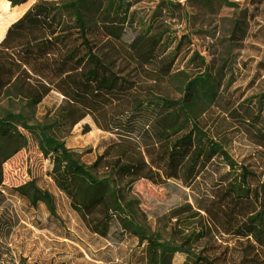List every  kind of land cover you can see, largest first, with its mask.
<instances>
[{"label":"trees","instance_id":"16d2710c","mask_svg":"<svg viewBox=\"0 0 264 264\" xmlns=\"http://www.w3.org/2000/svg\"><path fill=\"white\" fill-rule=\"evenodd\" d=\"M0 1L11 9L30 2ZM162 2L168 13L184 6ZM185 2H193L210 14L237 7L228 0ZM129 8L125 0H37L9 24L0 47L47 88L79 70L106 37L123 42L145 65L162 68L174 62L176 37L160 22L161 10L146 18L129 13ZM246 32L245 18L234 17L219 53L210 60L197 54L191 57L200 71L183 86L185 120L170 136L165 137L151 123L166 103L162 99L140 103L124 119L115 120L109 129L114 136L111 156L103 162L102 174L93 173L75 158L47 126L28 125L26 118L9 112L0 117V158L7 159L27 148L20 128L34 134L38 151L49 162L53 183L67 194L71 208L87 229L115 244L127 238L137 241L126 264H173L177 255L183 257L181 264H264V178L258 187V209L232 230V243H223L210 234L203 237L199 249H184L148 234L138 222L134 202L123 204L119 196L124 183L132 188L157 189L156 194L165 202L174 200L172 217L190 213V201L199 212L204 211L223 185L236 199L250 198L252 189L247 179L253 174L233 158L221 128L236 130L264 151V90L246 97L226 115L220 111L226 93L240 77L237 60ZM203 34L215 40V34ZM178 70L175 66L173 73ZM42 97H36L33 105ZM28 191L33 208L44 205L48 218L59 221L47 192L34 183L28 185Z\"/></svg>","mask_w":264,"mask_h":264},{"label":"rangeland","instance_id":"374dc122","mask_svg":"<svg viewBox=\"0 0 264 264\" xmlns=\"http://www.w3.org/2000/svg\"><path fill=\"white\" fill-rule=\"evenodd\" d=\"M36 1L13 9L0 1V41L9 24ZM162 1L184 6L168 13ZM185 1L125 0L130 5L129 13H137L139 17L149 18L161 10L160 22L176 37L172 45L176 58L162 68L143 64L123 42L106 37L79 70L47 88L24 72L14 57L0 47V117L9 112L26 118L28 125L47 126L75 158L100 175L103 162L111 156L114 136L110 127L140 103L152 99L166 102L151 121L165 137L184 122L183 86L200 71L198 64L190 61L191 57L197 54L212 59L214 53L221 51L230 20L239 16L247 24L237 60L240 77L226 93L220 111L226 115L246 97L263 91L264 0H228L237 7L221 8L214 14ZM207 31L215 34V40L203 34ZM175 66L179 70L173 73ZM40 95H43L40 103L33 105ZM20 131L27 139V148L7 159L0 158V264H126L137 241L127 238L115 244L91 233L71 208L67 194L53 183L49 162L38 151L36 136L21 128ZM221 131L233 158L253 174L247 179L252 189L250 198L236 199L223 185L204 211L199 212L190 201V213L172 217L170 206L174 200L165 202L156 194L157 189L132 188L124 183L119 188L120 201L134 202L138 222L148 234L184 249L201 248L203 237L210 234L231 244L232 230L258 209L264 151L230 127L223 126ZM2 160L5 162L1 163ZM30 183L52 197L59 221L48 218L44 205L38 208L30 205ZM182 261L183 257L177 255L173 264Z\"/></svg>","mask_w":264,"mask_h":264},{"label":"crops","instance_id":"0c3cea01","mask_svg":"<svg viewBox=\"0 0 264 264\" xmlns=\"http://www.w3.org/2000/svg\"><path fill=\"white\" fill-rule=\"evenodd\" d=\"M23 12H24V11H23ZM23 12H22V13H23Z\"/></svg>","mask_w":264,"mask_h":264}]
</instances>
